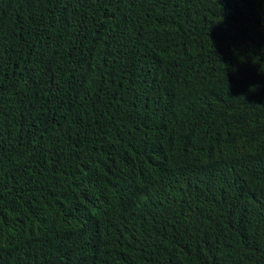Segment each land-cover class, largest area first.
Returning a JSON list of instances; mask_svg holds the SVG:
<instances>
[{
  "label": "trees",
  "instance_id": "obj_1",
  "mask_svg": "<svg viewBox=\"0 0 264 264\" xmlns=\"http://www.w3.org/2000/svg\"><path fill=\"white\" fill-rule=\"evenodd\" d=\"M0 264H264V0H0Z\"/></svg>",
  "mask_w": 264,
  "mask_h": 264
}]
</instances>
